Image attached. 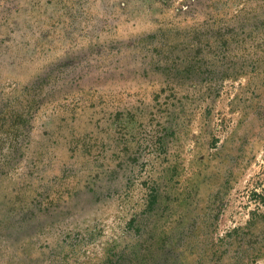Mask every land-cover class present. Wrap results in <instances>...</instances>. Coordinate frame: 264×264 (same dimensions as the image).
Segmentation results:
<instances>
[{"label": "rangeland", "instance_id": "obj_1", "mask_svg": "<svg viewBox=\"0 0 264 264\" xmlns=\"http://www.w3.org/2000/svg\"><path fill=\"white\" fill-rule=\"evenodd\" d=\"M0 264H264V0H0Z\"/></svg>", "mask_w": 264, "mask_h": 264}]
</instances>
